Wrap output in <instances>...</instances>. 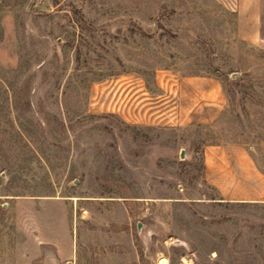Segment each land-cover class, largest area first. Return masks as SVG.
Wrapping results in <instances>:
<instances>
[{
  "label": "rangeland",
  "instance_id": "rangeland-1",
  "mask_svg": "<svg viewBox=\"0 0 264 264\" xmlns=\"http://www.w3.org/2000/svg\"><path fill=\"white\" fill-rule=\"evenodd\" d=\"M257 4L250 41L238 0H0V264H264V200L223 199L202 158L237 144L264 172ZM160 69L216 77L225 109L165 126L101 107L107 80Z\"/></svg>",
  "mask_w": 264,
  "mask_h": 264
},
{
  "label": "crops",
  "instance_id": "crops-1",
  "mask_svg": "<svg viewBox=\"0 0 264 264\" xmlns=\"http://www.w3.org/2000/svg\"><path fill=\"white\" fill-rule=\"evenodd\" d=\"M258 0H238V21L249 28L252 41L258 28ZM111 82L114 84L111 86ZM107 80L99 90L107 110L127 122L144 125L190 126L212 123L225 109L220 81L211 75L183 74L160 69L148 84L136 75ZM100 86V85H99ZM98 102V101H97ZM204 177L228 201L264 200V172L249 152L237 144L207 145L202 151Z\"/></svg>",
  "mask_w": 264,
  "mask_h": 264
},
{
  "label": "water",
  "instance_id": "water-1",
  "mask_svg": "<svg viewBox=\"0 0 264 264\" xmlns=\"http://www.w3.org/2000/svg\"><path fill=\"white\" fill-rule=\"evenodd\" d=\"M180 157H183V153H182V152H181V154H180ZM139 225H140V223H139ZM139 225H138V226H139Z\"/></svg>",
  "mask_w": 264,
  "mask_h": 264
}]
</instances>
